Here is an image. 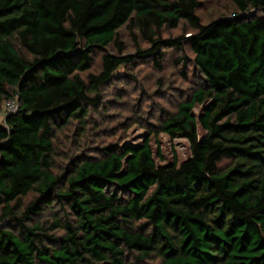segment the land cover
<instances>
[{"label":"trees","instance_id":"obj_1","mask_svg":"<svg viewBox=\"0 0 264 264\" xmlns=\"http://www.w3.org/2000/svg\"><path fill=\"white\" fill-rule=\"evenodd\" d=\"M231 2L238 14L203 25L198 0H0V110L19 104L0 122V264H264V0ZM181 20L189 37H159ZM122 27L150 46L88 72ZM183 42L196 87L149 133L184 138L189 157L156 164L146 137L56 173L54 132L84 123L119 67L160 68Z\"/></svg>","mask_w":264,"mask_h":264},{"label":"rangeland","instance_id":"obj_2","mask_svg":"<svg viewBox=\"0 0 264 264\" xmlns=\"http://www.w3.org/2000/svg\"><path fill=\"white\" fill-rule=\"evenodd\" d=\"M196 14L205 25L221 18L232 17L238 10L231 0H198ZM194 32L185 21H179L174 28H163L159 37L175 39L189 37ZM117 43L94 54L88 72L100 69V56L110 54L134 55L136 48H147L150 42L138 30L122 27L118 31ZM120 44L123 49L120 50ZM162 58L157 68L151 58H135L131 64L119 67L112 80L101 87L96 104L87 105L84 123L71 119L61 129L54 132L55 172L60 173L72 159H88L101 155L110 146H136L146 137L154 153L156 164H167L173 160L179 164L189 157L188 142L182 137L169 138L164 133L156 136L149 129L156 126L165 112H172L175 105L189 96L196 87L199 73L194 66L193 53L186 42L180 47L161 48ZM87 72L82 73L85 77ZM202 106L193 109L195 116ZM3 123V120L0 119ZM198 138L205 132L198 127ZM159 150L160 155L156 152ZM28 201L29 197H25ZM57 210V208H55ZM49 213L44 212L47 218ZM134 264H161L154 256L138 262L129 256Z\"/></svg>","mask_w":264,"mask_h":264},{"label":"built area","instance_id":"obj_3","mask_svg":"<svg viewBox=\"0 0 264 264\" xmlns=\"http://www.w3.org/2000/svg\"><path fill=\"white\" fill-rule=\"evenodd\" d=\"M18 101L16 99L6 100L0 110V119L4 121L5 117L12 114L18 109Z\"/></svg>","mask_w":264,"mask_h":264}]
</instances>
